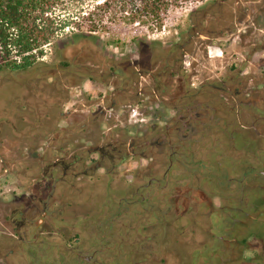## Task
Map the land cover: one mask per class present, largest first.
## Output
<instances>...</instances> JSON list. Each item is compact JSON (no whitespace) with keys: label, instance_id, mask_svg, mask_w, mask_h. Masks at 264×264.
Segmentation results:
<instances>
[{"label":"flooded vegetation","instance_id":"af4514ba","mask_svg":"<svg viewBox=\"0 0 264 264\" xmlns=\"http://www.w3.org/2000/svg\"><path fill=\"white\" fill-rule=\"evenodd\" d=\"M111 67L87 59L79 70L89 82L97 77L107 83L100 95L84 91V82L81 89L73 86L78 89L75 95L73 87L68 90L65 84L63 90L58 80L47 89L51 76L38 75L41 85L18 94L19 99H8L2 111L7 115L0 114V264H18L20 258L27 260L25 264H115L111 261V239L106 243L97 238L99 235L89 234L83 240L77 234L66 238L62 235L59 242L66 243L65 250L49 262L44 249L47 227L64 218L66 208L77 212L79 219L90 212L86 208L87 214L82 215L79 210L83 208L74 202L75 198L94 209L89 204L96 198L94 192L108 194L111 189L125 196L111 203L104 194L106 226L113 221L109 219L110 211L119 208L116 218L126 232L127 211L121 209V203L131 193L147 206L133 205L130 209L138 212L140 221L152 220V230L156 224L167 225L171 227L167 229L170 242L175 241L176 230L178 236H185L184 242H199L198 249L191 253L193 264H211L208 261L213 257L215 264H254L251 255H242L239 247L254 237L264 239V208L259 211L254 202L250 206L246 201L251 208V223L243 228L248 230L246 234L240 233L237 226L231 233L227 228L228 234L218 238L221 246L230 247L229 252L221 253L226 250L221 248L207 256L202 243L206 242L203 230L209 228L196 233L191 223L201 213L211 214V207L203 203L202 189L207 180L211 182V177L218 175L191 169L188 174H180L176 162L188 160L183 163L186 167H201L203 159L213 154L203 151L207 144L216 147L219 161L224 150L230 159L237 158L239 135L245 130L253 134L264 125V0L207 1L190 28L170 44L163 56L150 61L132 59L124 72ZM56 74L60 75L59 71ZM124 74L126 78L121 80ZM105 75L110 79L105 80ZM149 102L164 105L171 113L160 115L158 104L153 109L146 105ZM149 111L152 116H141ZM151 117L154 121L150 123L146 118ZM127 119H131L134 135L127 132ZM16 135V139L25 140L19 147L25 156L20 159L14 153ZM255 141L253 137L243 141L251 162L247 176L237 171L230 176L227 171L221 173L232 185H242L246 180L242 186L245 194L253 193L254 197L256 191H264V185L255 184L257 179L264 181V143L260 148ZM63 143L72 146L63 149ZM146 149L151 154L145 153ZM129 159H138L139 167L127 169ZM162 159L167 162L165 168ZM142 160L154 164L143 166ZM232 162L237 166L241 160ZM255 163L261 169H255ZM128 173L133 177L129 186H134L129 192L125 179ZM41 180L42 185H37ZM189 184L195 191L189 190ZM144 189L150 190V195L145 196ZM229 194L232 203L239 202L237 190ZM230 208L235 210L234 206ZM126 235L116 236L120 254ZM149 235L148 231L136 235L135 241L151 242ZM82 241L91 244V252L76 249ZM150 247L141 245L147 254Z\"/></svg>","mask_w":264,"mask_h":264},{"label":"rangeland","instance_id":"374dc122","mask_svg":"<svg viewBox=\"0 0 264 264\" xmlns=\"http://www.w3.org/2000/svg\"><path fill=\"white\" fill-rule=\"evenodd\" d=\"M207 1L210 0H187L184 3H180L178 6L170 7V9L166 13H162L160 15V19H158L157 21L150 20L147 23L127 24L121 21L108 22V19H105L103 28H100L95 32H91L88 37L79 40H65L67 39L66 37L71 36L72 32L76 31L75 28H68L64 31H57V34L54 35V38L49 44H46L39 48L38 52L40 51L41 54L39 53L37 55L36 59L38 62H35L37 64L33 68H30L26 71L14 72L10 74H0V114L2 113L4 115H7L2 111H4L3 109L8 103V99H19V95H22L25 90L35 88V85H41L42 82L40 83L37 81V77L39 76H51L47 80L48 86L45 87L47 89L51 86L53 80H58L60 83H62L63 85L61 88L63 90L65 89V84L69 86L68 90L76 85L80 86L78 87V89H81V85L84 82V88H82L84 91L91 93V95H100L106 88L105 84L107 83H102L99 79H97V77L92 78V81L89 82L86 77H84L85 74L79 72V70H82L83 63L87 61V59H95L101 64H105L108 67H117L121 69L122 72H124V68L132 59L137 58L150 61L157 56H163L164 52L166 51V49H168L170 44L175 42L180 36L184 34L187 29L190 28L192 23L199 15V12L203 10V6ZM58 14V12H55L53 18H56V20H58ZM84 29H86V26L83 27V30ZM58 71L60 75L56 74V72ZM55 75H57L56 79L54 77ZM125 78L126 74L121 75L120 77L121 80H124ZM109 79L110 76L105 75V80ZM61 88H59V90ZM78 89L73 87L71 89V91L73 92L72 95H75ZM157 104L162 108L160 109L158 107L157 110L160 115H167L169 111L164 109L166 108L164 105L162 106L161 104L156 102L146 103V105L151 106L153 109H155ZM151 112H144L141 116L146 117L147 114L148 116H152ZM146 119L150 123L154 121V118L152 117V120H149L148 118ZM130 120L131 119L126 120V127L129 129H127V132L129 135H134V129L129 125ZM14 121H16V117ZM252 137L256 140L255 145L261 148L264 143V141L262 140L264 137V125L257 127L253 134L245 130L241 135H239V145L237 149L239 150V155L237 158L234 157L230 159L226 156V154H228L227 150H224L222 152V161H219V159L215 155H218L219 153L215 152L216 147L211 144H207V146L203 147V151L205 150L206 152H210L213 154L206 157V159H203L201 167L195 165L186 167L183 163H186L188 160H185L183 157H181V159H184L185 162H176L177 169L179 171H182L178 172L180 174H188L189 172H187V170L191 169V171L205 170L207 172L217 173L218 175V178L211 177V182L207 180V182L205 183L206 186L202 189V191H205L203 203L206 207H211V214L204 216V214L201 213L196 216L197 224L194 225V223H196V220L191 223V225L194 226L196 230L194 231L196 233L201 231V229L203 230L205 227L209 228V230H203L206 242L202 243L204 244L203 249L207 256H211L214 250L220 251L221 248L224 249L226 247L225 245L221 246L223 244L218 237H221V235L223 234H228V232H226L227 228L229 229V233H231L232 229L238 227L240 233H243L242 231H244V233L246 234L248 230L245 231L243 228L247 227L251 223V219L248 217V213L251 210L250 206L252 205V202L255 203V206L257 208H260L259 211H263V190L256 191L255 197L253 193L248 192L245 194L243 187L245 184H247L245 182L246 180L243 183L244 185H232V182L227 181L223 174L221 175L222 172L227 171V174L230 176L233 174L232 171H237L238 174L247 176V169H251L247 168V165L249 167L251 162L249 159H247V152H245V150L243 149V141L247 138ZM16 138L17 135L14 138L17 143L14 153L15 157L17 159H20L22 158V156H25V154L22 152V147L19 148L21 144L24 145L25 140L22 141L21 139ZM62 145L63 149L65 147L69 148L72 146L70 143H63ZM145 153L151 154L149 149H146ZM233 160H241V162L238 163L237 166H235L232 162ZM135 161L138 162L137 165H135ZM160 161L162 167L165 168L167 165L165 159H162ZM218 162H222L221 166H219ZM126 163L127 169H135L139 167L138 164L140 162L138 159H129ZM141 163L143 166L149 164V167L154 164V162L150 160H142ZM255 169H261V167H259L258 164L255 163ZM125 179L128 185L127 191H134V186H129L131 183L130 181L133 179L132 175L128 173L127 178ZM49 180L50 178L47 179V183H50ZM248 180L249 178L247 177V181ZM255 181V184L257 185H264L263 180L257 179ZM43 182L44 180H41L37 183V185H42ZM16 185L18 184L16 183ZM193 188L194 187L191 185L189 190L195 191V188ZM233 190L238 191V203H232L228 199V196H230L229 193ZM108 191H110L108 194H104L106 197L108 196L111 203L117 202L120 197L125 196L122 193L116 192L114 189ZM148 191L150 190L144 189L142 192L146 196L150 195V193L147 194ZM94 193L96 198L89 201V204L91 205V207H94V209L90 208V206H88L83 199L75 198L74 200L76 204L78 203L79 207L83 208L79 210L80 212H83H81L82 215L87 214L88 210L91 209L88 213L89 215L87 214L84 217L82 216V219H79V217L76 216L77 212H74L72 208H66L64 218L61 219L60 217V219L56 220L53 223V227H47L45 236L46 243L44 246V249L46 250V262H49L51 259H53L56 253L65 250L64 246L66 245V243L63 244V242H59L62 235H64V238H66L68 236L71 237L73 234H77L81 237L80 239L83 240V238L85 239L86 235L94 234L96 236L99 235L97 238L104 240L106 243H108L106 240L111 239V244L113 246L112 248H114V251H111V255L113 256L111 257V261L115 260L117 264H193L194 257L191 255V253L193 249H198L200 245L199 242H184L182 238H185V236L181 238L177 235L180 233L179 230H176L174 232L175 241L173 243L170 242L171 240L167 235L169 231L167 229L171 227L167 225L163 227L156 224V227L154 228V230H152V220L143 218V220L140 221L138 219V212H136L134 208L133 210L130 209L133 205L144 207V205H146L145 203L142 204L141 201L137 202L136 198H134L131 193L126 194L127 199H124V201L121 203V206L123 207H121V209H125L127 211L126 222L124 220L127 226L125 232L123 230V224L118 220V218H116L117 214L121 211L119 208H113L110 211L111 214L109 216V219L113 221L110 226L105 225L107 221L105 220L106 218L104 217V215H106V211L108 210L104 205L105 196L102 191H95ZM154 195H156L155 192ZM84 196H86V192L84 193ZM253 197L255 200L253 199ZM246 201L250 206H247V204H245ZM146 202L151 203L149 199H147ZM231 206H234L235 210H232L230 208ZM86 208L87 212L85 211ZM222 209L224 210L223 214L221 212ZM236 209H239V211H237ZM131 215L132 219L129 218L131 217ZM180 225L183 226L185 225V223ZM147 231L148 233H151V235H149V240H151V242L144 241L141 243L139 241L140 239L138 241H135V239L137 238L136 235L145 234ZM120 233H127V241L124 242V251H122L121 254L120 250L117 247L119 241L116 237ZM112 235L114 236L113 238L115 239V241L112 239ZM241 237L242 236H240L239 239H241ZM152 238L154 239L152 240ZM141 245L143 246V248L146 245L153 246V248L150 247L151 250L147 254L145 250L141 249ZM95 247L102 248L103 246L96 245ZM229 248L230 247H228V249L225 248L226 250L221 253L229 252ZM76 249H81V251L87 253L89 251L91 252V249L93 248L91 247L90 243L82 241L80 242L79 246H76ZM239 250H243L242 255L244 256L251 255L249 259H251L254 264H264V239H257L256 237H254L250 239L249 242L243 243V245L239 247ZM119 256L124 258L126 257V260L124 259L125 261H123V258L118 259L117 257ZM99 259H101V262L107 261L106 263H108V260L104 258ZM215 261L216 259L213 257L209 259L208 262H210L211 264H215ZM25 262H27V260L20 258L18 264H25ZM195 262L196 264H199L198 261ZM51 264L55 263L53 262ZM110 264L113 263L110 262Z\"/></svg>","mask_w":264,"mask_h":264},{"label":"trees","instance_id":"16d2710c","mask_svg":"<svg viewBox=\"0 0 264 264\" xmlns=\"http://www.w3.org/2000/svg\"><path fill=\"white\" fill-rule=\"evenodd\" d=\"M186 1L0 0V74L33 68L39 48L49 44L57 31L75 28L65 40H79L103 28L105 19L127 24L157 21L170 7ZM55 12L58 20L53 18Z\"/></svg>","mask_w":264,"mask_h":264}]
</instances>
